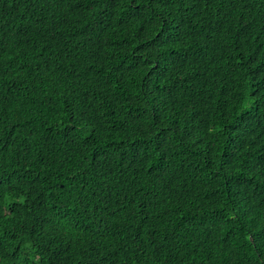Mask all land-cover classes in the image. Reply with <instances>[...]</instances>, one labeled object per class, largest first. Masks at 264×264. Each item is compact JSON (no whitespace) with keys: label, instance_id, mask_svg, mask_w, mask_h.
<instances>
[{"label":"trees","instance_id":"16d2710c","mask_svg":"<svg viewBox=\"0 0 264 264\" xmlns=\"http://www.w3.org/2000/svg\"><path fill=\"white\" fill-rule=\"evenodd\" d=\"M0 264H264V0H0Z\"/></svg>","mask_w":264,"mask_h":264}]
</instances>
